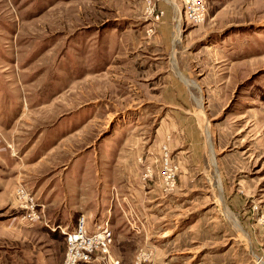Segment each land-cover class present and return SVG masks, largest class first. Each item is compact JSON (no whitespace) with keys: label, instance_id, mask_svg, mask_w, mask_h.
Segmentation results:
<instances>
[{"label":"rangeland","instance_id":"1","mask_svg":"<svg viewBox=\"0 0 264 264\" xmlns=\"http://www.w3.org/2000/svg\"><path fill=\"white\" fill-rule=\"evenodd\" d=\"M203 1L198 22L185 0H0V264L60 263L70 164L122 138L156 172L133 261L264 264V0ZM161 146L178 165L163 198Z\"/></svg>","mask_w":264,"mask_h":264},{"label":"crops","instance_id":"2","mask_svg":"<svg viewBox=\"0 0 264 264\" xmlns=\"http://www.w3.org/2000/svg\"><path fill=\"white\" fill-rule=\"evenodd\" d=\"M117 137H113L112 140L116 139ZM119 138V137H118ZM122 142L121 147L126 148L124 150L120 149L118 147V144ZM127 141H123V138L118 140V144L111 145L109 150L106 149L104 146L102 149L99 150V152L94 151V159L88 161V157L80 160L79 162H72L70 165L73 164V166L79 167V188L77 189V199H75L76 203L75 205L71 206V212L66 217V222H64V226L71 227L72 224L75 222V218L78 214H88L85 210L82 212H78L79 208L82 206L88 205L90 201H92L94 204L89 208L88 210H91V213H93V217H96L99 211V198L98 196H94L96 192H99V187L104 186V191L106 192V198L107 200V206L104 209V216L103 218H98V220H103L105 217H108L109 220V228L112 232V241L110 244V256L112 259H114L118 264H128L133 262V254L138 250V247L140 248H146L148 245L143 242V239L141 237H137V235L134 234V232L130 229L131 223L136 224L137 221L141 223L143 227V231H152L155 228V225H152V228H149V224L145 221L147 220H153L151 217L154 216L150 212H147V210L150 208H143L142 204L143 201L150 199L153 200V184L150 185L148 183L149 181L142 180L141 175L143 172V165L140 163L138 157L139 153L141 152V149L138 147L131 148ZM118 147V149L116 148ZM159 156V154H158ZM144 162L147 163L149 158H144ZM90 161L94 163L93 175L96 176L98 180H95V182H82L83 178L85 179V173H87V168H90ZM149 162V161H148ZM70 167V166H69ZM71 168V167H70ZM99 176V177H98ZM103 179L102 182H99L101 178ZM94 183L96 185L93 187ZM81 187H83V192L81 193ZM95 191V193L92 194V189ZM100 187V188H101ZM152 187V188H151ZM71 188V187H70ZM112 190L114 192H112ZM118 192V193H116ZM159 194L161 193V190L159 189ZM114 193L118 194L120 197L114 198L117 201L116 207L114 208V201H112L111 196ZM66 194V193H64ZM115 195V194H114ZM113 195V196H114ZM66 196V195H65ZM161 198H163L162 193L160 194ZM79 197V198H78ZM117 197V196H116ZM85 198V199H83ZM82 199V200H81ZM158 197H156V200ZM86 203V204H85ZM113 203V204H111ZM138 205V206H137ZM137 206V207H136ZM145 209V210H144ZM146 211V212H145ZM225 211V209H224ZM226 213V211H225ZM227 214V213H226ZM148 216V218H147ZM60 219V218H59ZM94 220V219H93ZM91 219L88 218V221L86 222L87 226L90 225ZM97 221V219H96ZM15 223V220L7 221L6 226H4L6 229L12 226V224ZM62 225V224H60ZM129 225V226H128ZM151 227V226H150ZM149 244V241H148ZM153 252V251H152ZM150 254V258L152 261H155L159 259L160 257L164 256L168 257L167 263L170 260V255L167 253L165 254L162 250V255L158 256L157 250L153 252V254ZM154 259V260H153ZM95 264H100L96 263Z\"/></svg>","mask_w":264,"mask_h":264},{"label":"built area","instance_id":"3","mask_svg":"<svg viewBox=\"0 0 264 264\" xmlns=\"http://www.w3.org/2000/svg\"><path fill=\"white\" fill-rule=\"evenodd\" d=\"M185 1L188 4L191 2L192 6H195V10L192 9V12L193 15L195 14L196 21L200 22L204 1ZM139 161L143 165L142 180L153 181V174L156 173L155 168L144 162L143 159H139ZM156 161L158 162L157 174L160 180V189L163 195H167L176 188L178 165L171 159L165 146H161V155L157 157ZM38 219L39 216L35 214L32 208H29L21 218L25 222ZM86 222L84 215L79 214L71 228L56 226L55 229L63 236L64 245L63 256L59 264H91L92 260L100 264H118L110 256L109 246L112 241V232L109 228L108 219L104 218L103 220L91 222L89 226ZM129 225L136 234L142 231L141 223L138 224L139 226L133 225V223ZM148 258H150V254L141 249L136 254L133 262L134 264H148Z\"/></svg>","mask_w":264,"mask_h":264},{"label":"bare ground","instance_id":"4","mask_svg":"<svg viewBox=\"0 0 264 264\" xmlns=\"http://www.w3.org/2000/svg\"><path fill=\"white\" fill-rule=\"evenodd\" d=\"M189 2V1H188ZM177 29H178V27H177ZM176 37H175V40H178L179 39V37H180V35H179V31H177V34L175 35ZM149 259V258H148Z\"/></svg>","mask_w":264,"mask_h":264}]
</instances>
